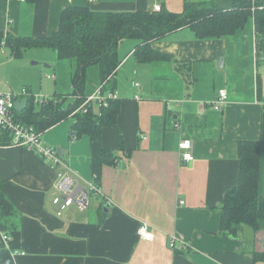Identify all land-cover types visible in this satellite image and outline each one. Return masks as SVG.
<instances>
[{"label": "crops", "instance_id": "obj_1", "mask_svg": "<svg viewBox=\"0 0 264 264\" xmlns=\"http://www.w3.org/2000/svg\"><path fill=\"white\" fill-rule=\"evenodd\" d=\"M190 1L213 0H0V31L4 37L50 36L62 12L73 6L99 12L160 6L182 13ZM137 45L126 40L119 49L116 127L104 128L100 140L73 139L69 119L42 135L47 146L62 149L83 180L101 185L110 206L96 199L87 212L73 207L58 216L53 204L57 171L28 150L0 146L3 191L22 215L10 241L0 230V250H9L14 264H62L70 258L82 264H255L252 252H264V223L257 233L242 226L233 239L221 232L225 192L238 182L240 141L261 143L259 192L264 196V56L257 55L254 19L233 36L200 40L185 28L154 44L188 63L186 69L181 66L184 71L174 61L139 63ZM53 62L56 89L47 96H68L76 66L57 54ZM100 88V70L91 67L86 94ZM222 89L229 92V102L217 111ZM182 140L193 143L192 162L183 161ZM122 143L130 158L120 152ZM104 150L119 152L115 165L103 164ZM143 224L154 241L140 238ZM174 236L177 246L187 244L186 251L169 247Z\"/></svg>", "mask_w": 264, "mask_h": 264}, {"label": "trees", "instance_id": "obj_2", "mask_svg": "<svg viewBox=\"0 0 264 264\" xmlns=\"http://www.w3.org/2000/svg\"><path fill=\"white\" fill-rule=\"evenodd\" d=\"M251 19L255 21L257 55L263 57L264 0L190 1L185 4L182 13H173L165 8L160 11L99 12L89 7L73 6L62 12L59 28L50 36L4 37L0 31V42L6 39V46L14 58L23 57L30 49L50 50L57 54L59 60L73 62L76 66L71 76L70 95L55 94L49 104L35 105L34 94L28 90V108L23 113H17V119L33 126L42 135L71 119V138L89 136L93 141L100 140L104 128L117 126L121 101L108 100L107 107L102 108L92 102L86 112L79 110L88 99L89 68H99L103 95L115 93V75L122 62L119 49L124 41H138L134 56L139 63L174 61L177 69L184 71L181 66L186 69L188 63L174 59L155 48L154 44L185 28L191 29L200 40L233 36ZM192 82L191 77L188 84ZM238 149V182L227 188L222 207L221 232L228 239L236 238L242 226H248L257 233L264 223V196L259 192L261 143L240 141ZM119 150L130 158L131 150H127L123 143ZM118 153L116 150H104L101 157L103 164L115 165ZM21 218V213L5 195L3 182L0 181V230L9 235L18 232ZM252 256L255 264H264V252H252ZM0 264H14L9 250H0ZM62 264L82 263L70 258Z\"/></svg>", "mask_w": 264, "mask_h": 264}, {"label": "built area", "instance_id": "obj_3", "mask_svg": "<svg viewBox=\"0 0 264 264\" xmlns=\"http://www.w3.org/2000/svg\"><path fill=\"white\" fill-rule=\"evenodd\" d=\"M89 1L93 2L94 0ZM154 10L160 11L161 7L156 6ZM6 49V43L0 42V50ZM50 79L56 81V76L50 77ZM24 98H29V91L27 89H23L20 94L0 92V146L28 150L57 171L58 179L55 184L56 196L54 197L53 204L58 216L65 210L73 207L79 212L84 213L88 211L92 202L96 199H101L105 202V205L110 206L112 200L104 193L98 182L94 180H83L70 167L66 159L58 151V148L47 147L44 144L42 133L37 131L33 126H28L17 119V113L19 112L17 111L16 104ZM113 99H118L116 93L103 95L100 88L93 96L88 97L79 110L86 112L87 106L92 102L96 103L98 108L107 107L108 100ZM53 100L54 98L52 96L34 95L35 105H46ZM228 102L229 92L226 89L219 90L215 99L214 109L220 111ZM181 151L184 162H192L195 159L193 143L191 141L182 140ZM138 234L141 239L147 242L154 241L155 235L149 230L147 224L140 226ZM3 239L5 242H8L11 239V235L4 233ZM169 247L174 251L187 250V244L177 246V238L175 236L170 238Z\"/></svg>", "mask_w": 264, "mask_h": 264}, {"label": "rangeland", "instance_id": "obj_4", "mask_svg": "<svg viewBox=\"0 0 264 264\" xmlns=\"http://www.w3.org/2000/svg\"><path fill=\"white\" fill-rule=\"evenodd\" d=\"M55 60L53 51L30 49L23 57L14 58L8 49L0 50V92L20 94L27 89L35 96L54 92L56 84L48 76H53Z\"/></svg>", "mask_w": 264, "mask_h": 264}, {"label": "water", "instance_id": "obj_5", "mask_svg": "<svg viewBox=\"0 0 264 264\" xmlns=\"http://www.w3.org/2000/svg\"><path fill=\"white\" fill-rule=\"evenodd\" d=\"M28 105H29V99L28 98H24V99L20 100L16 104L17 111L19 113H23L25 110H27ZM58 151L60 152V154H63L61 148H58Z\"/></svg>", "mask_w": 264, "mask_h": 264}]
</instances>
